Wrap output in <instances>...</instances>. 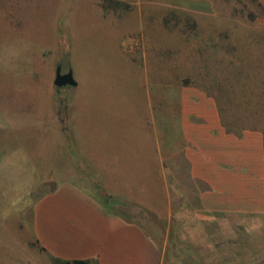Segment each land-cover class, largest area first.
<instances>
[{
	"label": "crops",
	"instance_id": "obj_1",
	"mask_svg": "<svg viewBox=\"0 0 264 264\" xmlns=\"http://www.w3.org/2000/svg\"><path fill=\"white\" fill-rule=\"evenodd\" d=\"M40 1L43 14L49 8L52 23V52L50 47L40 62H52L54 76L57 67L67 72L70 64L53 50L64 36L74 39L79 27L75 23L84 19L101 37L105 54L98 57L99 63L84 61L83 66L106 72L93 73L87 84L97 90L94 97L118 106L104 112L75 113L69 99L65 109L53 110L47 117H31L37 118L36 125L52 129L57 154L62 156V161L42 174L43 188L31 207V241L41 256L95 264H160L153 238L140 224L125 218L117 206L131 202L151 207L133 184L148 181L154 184L149 186L150 196L161 198L166 219L171 221L170 167L179 154L189 179L203 187L193 193L196 233L189 245L194 244L195 250H188L185 260L195 264L264 263V103L230 92L236 58L228 51L212 60L210 73H205L203 65H185L180 73H173L171 63L158 57L176 51L169 39L168 13L209 12V3ZM33 2L22 0L21 6L25 10ZM118 71L129 79L122 80ZM151 74L153 85L163 87V97H149ZM161 77L167 79L161 82ZM58 89L62 97L67 95L65 89ZM93 100L92 96L87 105ZM102 114L129 118L136 130H145L144 140L134 135L133 126L116 127V122L105 120ZM177 140L178 147L173 144ZM3 159L4 181L17 182L13 173L18 169L7 151ZM44 183L48 185L45 189ZM12 206L6 210V200L0 198V228L9 219L14 229Z\"/></svg>",
	"mask_w": 264,
	"mask_h": 264
},
{
	"label": "rangeland",
	"instance_id": "obj_2",
	"mask_svg": "<svg viewBox=\"0 0 264 264\" xmlns=\"http://www.w3.org/2000/svg\"><path fill=\"white\" fill-rule=\"evenodd\" d=\"M33 1L24 10L22 0H0V198L6 200V210L13 205L11 217L16 223L13 229L11 221L7 219L6 226L0 228V264H55L46 255L41 256L31 241V207L42 191V174L52 170L58 160L62 161V156L57 154L52 129L36 125L34 122L37 118L31 117H47L53 110L65 109L69 107V99L73 103L70 110L75 113L86 110L104 112L118 108L113 101L94 97L97 90L87 84V77L93 73L106 72L92 71L83 66L84 61L99 63L98 57L105 54L101 37L84 19L75 23L79 27L75 30L74 39L64 36L63 43L53 50L54 55H61L70 64L69 70L74 80L79 82L78 87H63L67 95L62 97V93L53 85L52 62L50 65L40 62L42 54L50 49L52 52L51 13L46 6L43 14V3ZM202 1L209 3V12L171 10L168 13V23L172 27L169 39L176 51L158 57L163 62L171 63L173 73H180L185 65H203L205 73H210L212 60L228 51L230 56L236 58L234 88L230 86V92L234 93V97H257L259 103H264V0ZM82 48L88 49L87 52H81L79 49ZM112 53L114 57L116 53ZM150 56L155 57V54ZM61 71L66 72V69ZM118 75L124 81L129 79L124 74L120 76V71ZM166 79L161 77L158 80L162 82ZM153 82L151 74L149 97H163V87L153 85ZM92 96L94 100L89 106L87 100L92 99ZM100 116L116 122L113 124L116 127H134V135L139 141L144 140L145 130H136V125L129 118H116L107 114ZM173 144L178 147L180 142L177 140ZM6 151L13 159L14 166H17V174L13 173V176L18 177L17 182L4 181L3 176L7 174L6 166L3 165ZM78 153L75 151L74 155ZM170 168L173 193L171 221L166 219L161 198L150 196V188L154 184L148 181L139 180L133 184L136 191L145 196L153 207L125 202L117 208L125 218L137 222L150 234L159 250L160 264H195L187 262L185 254L188 250H195L194 244L189 245L196 233V214L193 211L196 198L193 193L203 187L189 179L187 167L179 154L173 157ZM47 186L44 183V189ZM145 188L149 190L143 192ZM14 203L20 206H14ZM224 250L226 253L227 250ZM240 256L243 258V255ZM235 264L264 263L253 261Z\"/></svg>",
	"mask_w": 264,
	"mask_h": 264
},
{
	"label": "water",
	"instance_id": "obj_3",
	"mask_svg": "<svg viewBox=\"0 0 264 264\" xmlns=\"http://www.w3.org/2000/svg\"><path fill=\"white\" fill-rule=\"evenodd\" d=\"M76 81L73 79V75L71 70H68L67 72H62L60 67H57L53 85L57 88H63L66 86H76Z\"/></svg>",
	"mask_w": 264,
	"mask_h": 264
},
{
	"label": "trees",
	"instance_id": "obj_4",
	"mask_svg": "<svg viewBox=\"0 0 264 264\" xmlns=\"http://www.w3.org/2000/svg\"><path fill=\"white\" fill-rule=\"evenodd\" d=\"M55 264H95L91 260H74V261H63L55 258H51Z\"/></svg>",
	"mask_w": 264,
	"mask_h": 264
}]
</instances>
